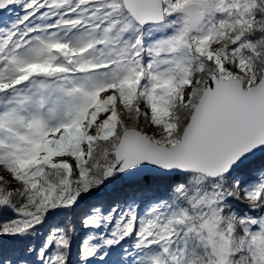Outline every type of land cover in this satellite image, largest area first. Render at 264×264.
Instances as JSON below:
<instances>
[{
    "label": "snow or ice",
    "instance_id": "6c2138e0",
    "mask_svg": "<svg viewBox=\"0 0 264 264\" xmlns=\"http://www.w3.org/2000/svg\"><path fill=\"white\" fill-rule=\"evenodd\" d=\"M0 12V264H264V0Z\"/></svg>",
    "mask_w": 264,
    "mask_h": 264
},
{
    "label": "rangeland",
    "instance_id": "374dc122",
    "mask_svg": "<svg viewBox=\"0 0 264 264\" xmlns=\"http://www.w3.org/2000/svg\"><path fill=\"white\" fill-rule=\"evenodd\" d=\"M4 15V14H3ZM14 18V17H13Z\"/></svg>",
    "mask_w": 264,
    "mask_h": 264
},
{
    "label": "water",
    "instance_id": "95a60500",
    "mask_svg": "<svg viewBox=\"0 0 264 264\" xmlns=\"http://www.w3.org/2000/svg\"><path fill=\"white\" fill-rule=\"evenodd\" d=\"M0 13H2V12H0Z\"/></svg>",
    "mask_w": 264,
    "mask_h": 264
}]
</instances>
